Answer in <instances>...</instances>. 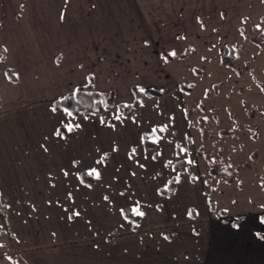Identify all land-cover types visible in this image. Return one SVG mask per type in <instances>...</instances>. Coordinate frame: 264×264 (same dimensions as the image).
<instances>
[{
  "label": "crops",
  "instance_id": "crops-1",
  "mask_svg": "<svg viewBox=\"0 0 264 264\" xmlns=\"http://www.w3.org/2000/svg\"><path fill=\"white\" fill-rule=\"evenodd\" d=\"M218 2L190 0L193 9L210 5L194 15L202 28L203 18L225 15ZM186 6L187 0H0V264H264L262 214L251 220L242 215L237 223L222 220L212 214L202 185L186 188L176 177L173 194L158 190V199L141 195V189L137 198L108 188L87 194L98 184L84 183L79 172L102 164L97 161L107 152L105 132L96 133L100 141L93 147L92 121L75 128L86 113L53 107L88 80L100 91L115 92L124 76L136 78L138 87L152 86L139 82L155 71V27L189 26L182 17L191 15ZM238 8L229 19L238 17L240 25L253 18ZM242 82L230 83L235 96L252 88ZM234 132L229 136L237 138ZM216 183L221 194L224 183ZM189 192L199 196L195 206L186 203ZM137 205L144 215H137L133 227L124 208Z\"/></svg>",
  "mask_w": 264,
  "mask_h": 264
},
{
  "label": "rangeland",
  "instance_id": "rangeland-1",
  "mask_svg": "<svg viewBox=\"0 0 264 264\" xmlns=\"http://www.w3.org/2000/svg\"><path fill=\"white\" fill-rule=\"evenodd\" d=\"M189 2L187 0L186 9L191 11V15L182 16L185 19L188 17L189 26L171 24L155 27V71L145 73L144 82H139L162 89V96H149L126 112L115 105L100 114L91 113L90 116L86 113L76 118L78 127H82L83 122L92 121L93 147H97L100 141L96 134L100 135L99 130L106 135L103 146L107 152L102 155L103 162L93 164V168L99 172L98 179L93 175L98 185L91 186L86 193L100 195L102 190L108 188L116 189L115 194H118L116 191H126L125 194L137 198L135 195L139 196L141 189V195L158 199V190L167 184L163 185L168 182L167 179L174 177L176 184V177H181L186 188L196 185L204 187L207 199L211 198L208 203L212 202L209 204L213 209L212 214H217L220 219L235 223L242 215L249 220L254 217L258 219L264 213V0H219L218 8H223L225 15L203 18L204 24H207L205 28L197 20L201 17L194 15L203 14L210 5L200 3L197 6H203L202 9H193ZM214 5L215 10L217 5ZM238 7L245 8L253 18L240 25L237 24V15L235 20L229 19L235 17ZM247 11L241 9L242 13ZM213 22H217L218 26ZM231 46L234 50V67L241 68V75L234 67L226 68L219 62L220 55ZM179 49H188V52L176 57ZM162 51L174 53L175 56L166 61L161 56ZM124 77L126 79L119 78L115 99L118 103L129 104L134 96L126 82L132 77L133 86L138 87L135 84L137 79ZM235 81H243L241 85H252V88L235 96L230 88V83ZM179 84L186 86V90ZM223 86L230 96L227 97V93L221 90ZM240 98L248 101L241 105ZM164 126H167L166 130L159 131ZM153 128L157 129L155 135L159 138L155 143L150 137ZM65 129L68 132L67 127ZM232 132L238 134L237 138L229 136ZM145 140L152 143L150 148H145ZM224 141L228 144L225 149L221 146ZM227 147L237 151L234 156L231 152L225 153L226 149L229 150ZM134 148L135 154L130 158V149ZM179 159L184 163L180 168H175L173 164ZM211 167L216 169L213 174ZM237 173L241 174L240 178L236 176ZM239 180H242L241 184ZM216 181L224 183L221 194L215 188ZM100 182H107L108 185H99ZM174 190L175 186L171 194ZM226 190L229 194H224ZM187 194L191 198L188 196L186 203L195 206L199 196L193 192ZM181 206L179 212L182 211L183 216L184 202H181ZM251 209L255 212H248ZM0 223L4 226L1 217Z\"/></svg>",
  "mask_w": 264,
  "mask_h": 264
},
{
  "label": "trees",
  "instance_id": "trees-1",
  "mask_svg": "<svg viewBox=\"0 0 264 264\" xmlns=\"http://www.w3.org/2000/svg\"><path fill=\"white\" fill-rule=\"evenodd\" d=\"M186 51L188 52V49H185L184 51H179V53H176V57L184 56L187 53ZM161 56L166 61H170L173 59L175 55L166 51H162ZM219 59L221 65L231 68L234 67L235 66L234 50L232 46L227 47V50L220 55ZM234 69L236 70L237 73L241 72V68L234 67ZM179 86L182 89L186 90V86H183L181 84H179ZM141 89H143L144 91H141ZM141 89L132 86L131 91L134 96V99L129 104H123V103H118L116 101L115 92L113 90H108L104 92L100 91L94 86L91 80H88L86 83L77 85L74 89L67 91L61 97L55 99L53 101V107L54 108L63 107L67 109L72 115H78L80 113L100 114L103 110L109 109L115 105L119 106L123 112H126L130 108L137 107L142 101L146 100L147 97L160 96L162 94V91L155 87L146 86ZM145 145L150 146L152 145V143L145 140ZM182 161L183 160L181 159L177 160L173 164V166L175 168H180L184 163ZM87 172L88 171L81 170L79 172V177L81 181H83L84 183L91 184L93 181V177L87 175ZM210 172L212 174L215 173L216 172L215 167H211ZM174 186H175V178L170 177L168 179L167 184L159 189V193L170 195L174 189ZM210 199L211 198H209L208 201H210ZM209 204L211 205L212 202H210ZM3 209H4V202L1 201L0 210L2 211ZM124 214L133 223V227L137 225V221H138L137 215H134L132 212H130V209L128 207L124 208ZM262 219L264 221V213L262 214Z\"/></svg>",
  "mask_w": 264,
  "mask_h": 264
},
{
  "label": "snow or ice",
  "instance_id": "snow-or-ice-1",
  "mask_svg": "<svg viewBox=\"0 0 264 264\" xmlns=\"http://www.w3.org/2000/svg\"><path fill=\"white\" fill-rule=\"evenodd\" d=\"M173 55H174V53H173ZM141 91H144L143 89H141ZM125 106H127V105H125ZM55 110V109H54ZM67 111V110H66ZM69 115H71V113H69ZM117 119H119V116H117L116 117ZM76 127H78V125L76 126ZM166 127L167 126H164V127H162V128H160L159 129V131H161V132H163V131H165L166 130ZM67 129H68V131H72L73 130V126L72 125H68L67 126ZM156 132H157V129L156 128H153L152 129V134H153V142L155 143V142H157L158 141V137H156ZM56 135H61V133L59 132V131H57L56 132ZM135 148L132 150V153H130V158H131V156L133 155V154H135ZM182 151H183V149H182ZM107 154H105V156H106ZM154 159H155V157H153ZM103 159H104V157H101V159L100 160H98L97 161V163H102L103 162ZM189 163H191V161H188ZM141 167H143V165H141ZM67 174V173H66ZM87 175H89V176H95L97 179L99 178V172H98V170L96 169V168H92V169H90V170H88V172H87ZM69 198H71V196H70V194H69ZM131 212L134 214V215H139V216H143L144 215V213L142 212V211H140L139 210V206L137 205L136 207H134V208H132L131 209ZM122 213H123V210H122ZM74 215H79V213L77 212V213H74ZM70 219H71V217H69ZM262 222H264V221H262ZM165 238H167V237H165Z\"/></svg>",
  "mask_w": 264,
  "mask_h": 264
}]
</instances>
